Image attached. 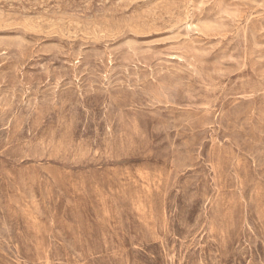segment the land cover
I'll return each mask as SVG.
<instances>
[{
  "label": "rangeland",
  "instance_id": "374dc122",
  "mask_svg": "<svg viewBox=\"0 0 264 264\" xmlns=\"http://www.w3.org/2000/svg\"><path fill=\"white\" fill-rule=\"evenodd\" d=\"M0 264H264V0H0Z\"/></svg>",
  "mask_w": 264,
  "mask_h": 264
}]
</instances>
